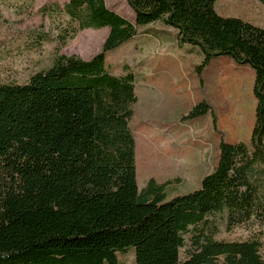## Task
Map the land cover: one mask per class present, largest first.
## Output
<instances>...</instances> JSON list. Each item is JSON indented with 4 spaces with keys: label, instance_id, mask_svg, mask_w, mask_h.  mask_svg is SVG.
Wrapping results in <instances>:
<instances>
[{
    "label": "trees",
    "instance_id": "trees-1",
    "mask_svg": "<svg viewBox=\"0 0 264 264\" xmlns=\"http://www.w3.org/2000/svg\"><path fill=\"white\" fill-rule=\"evenodd\" d=\"M217 1L126 0L134 22L106 0L40 8L65 13L77 25L72 39L85 29L110 31L90 59L57 54L27 82L0 83V264H123L118 252L130 246L135 264H264V27L221 15ZM156 22L200 49L202 88L205 67L227 56L254 69L257 99L251 145L221 134L214 169L169 199L154 179L139 188L136 75L127 64L114 74L107 61ZM208 114L220 133L206 98L182 120ZM215 216L228 229L256 223L259 236L219 238Z\"/></svg>",
    "mask_w": 264,
    "mask_h": 264
},
{
    "label": "rangeland",
    "instance_id": "rangeland-1",
    "mask_svg": "<svg viewBox=\"0 0 264 264\" xmlns=\"http://www.w3.org/2000/svg\"><path fill=\"white\" fill-rule=\"evenodd\" d=\"M67 1L69 0H0V83L27 82L33 73L49 67L57 54L77 55L87 60L101 51L110 31L109 27L85 29L72 39L67 37V33L71 32L70 25H77L65 13L50 10L43 12L40 9L44 4L53 3L63 7ZM106 2L110 8L130 21H135V13L126 0ZM216 9L221 15L240 17L264 27V5L259 0H218ZM157 26H161L160 22ZM148 31L150 30L142 29L134 39L110 51L107 61L114 74L124 73V65L127 64L129 71L136 75L138 103L132 126L137 143L139 188L143 189L150 179H154L158 184H166V199H169L198 188L204 174H196L189 180L186 177L183 153L190 143H186L188 126L182 120L184 115L180 120L170 119L164 122L154 112L149 96L150 87L140 74L142 70L147 72L149 49L147 44L144 46L143 41L148 38L144 34ZM62 35L66 36L65 42L60 40ZM251 94L254 97L253 89ZM233 112L239 114L235 108ZM217 133L223 134L222 131ZM209 151L208 170L205 173L215 165L214 149L211 146ZM212 224L217 225L215 235L219 238L246 239L259 236L260 226L256 223L249 222L228 229L225 221L215 216ZM129 248L118 252L123 264H135L134 247ZM184 252L182 249V254ZM261 252L264 254V243Z\"/></svg>",
    "mask_w": 264,
    "mask_h": 264
},
{
    "label": "crops",
    "instance_id": "crops-1",
    "mask_svg": "<svg viewBox=\"0 0 264 264\" xmlns=\"http://www.w3.org/2000/svg\"><path fill=\"white\" fill-rule=\"evenodd\" d=\"M157 24L145 27L154 25L143 41L144 46H148L149 55L147 72L142 70L140 74L150 87L149 96L158 119L164 122L180 120L206 98L218 116V128L224 139L229 143L245 142L250 146L257 106L255 95L251 97L252 89L254 93V69L237 64L231 57L214 58L204 69L205 87L201 88L196 73V66L204 58L200 49L189 44L181 45L174 35V28L161 22L160 27ZM234 108L239 114H234ZM185 123L188 126L186 143H190L183 153L186 177L189 180L199 173L204 177L218 163L221 135L214 129L211 114ZM210 146L214 149L215 165L205 173Z\"/></svg>",
    "mask_w": 264,
    "mask_h": 264
}]
</instances>
